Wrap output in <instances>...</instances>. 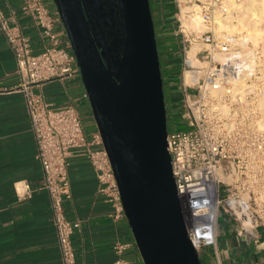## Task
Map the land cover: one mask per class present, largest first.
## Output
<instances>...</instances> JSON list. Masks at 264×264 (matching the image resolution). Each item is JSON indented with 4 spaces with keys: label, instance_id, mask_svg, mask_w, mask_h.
<instances>
[{
    "label": "built area",
    "instance_id": "built-area-1",
    "mask_svg": "<svg viewBox=\"0 0 264 264\" xmlns=\"http://www.w3.org/2000/svg\"><path fill=\"white\" fill-rule=\"evenodd\" d=\"M181 1L194 8L202 31L186 29L178 18L175 34L180 35L185 54L180 76L183 97L179 100L185 127L167 130L166 143L187 233L198 250L216 245L220 213L241 233L264 228V200L253 189L264 185V35L254 41L241 26L229 33L217 30L219 24H234V14L241 8L235 6L242 0H176L179 13ZM21 10L32 18L43 47L33 53L30 40L0 5V31L14 53L19 77V86L12 91L21 93L25 102L42 169V187L50 199L61 264H75L74 227L65 212V201L71 197L69 159L86 157L96 174L97 193L113 205L115 216L124 211L98 130L87 136L73 105H56L36 91L46 82L81 78L58 12L52 14L45 0H22ZM56 21L61 23V30L54 28ZM186 44L188 49L198 45V65L188 62ZM187 74L189 82L185 81ZM83 97L88 99L86 92ZM28 192L24 183L23 194ZM208 210L215 214L214 236L195 242L194 229L201 221L194 215ZM128 247V243L114 246L113 264H131L124 257Z\"/></svg>",
    "mask_w": 264,
    "mask_h": 264
},
{
    "label": "water",
    "instance_id": "water-1",
    "mask_svg": "<svg viewBox=\"0 0 264 264\" xmlns=\"http://www.w3.org/2000/svg\"><path fill=\"white\" fill-rule=\"evenodd\" d=\"M52 2L143 264H202L172 176L149 0Z\"/></svg>",
    "mask_w": 264,
    "mask_h": 264
},
{
    "label": "crops",
    "instance_id": "crops-1",
    "mask_svg": "<svg viewBox=\"0 0 264 264\" xmlns=\"http://www.w3.org/2000/svg\"><path fill=\"white\" fill-rule=\"evenodd\" d=\"M45 3L56 15L52 0ZM0 5L30 40L32 52L41 51L39 31L32 18L22 13V0H0ZM54 28L61 30V23L56 21ZM16 70L14 53L0 31V264H61L25 102L21 93L12 91L19 86ZM36 91L56 105H73L87 136L97 131L79 76L46 82ZM68 175L71 197L65 201V212L74 227L75 264H113L117 243L129 244L124 257L131 264H143L125 215L115 216L113 205L97 193L96 174L88 159L72 156ZM24 183L29 186L27 195ZM224 220L204 264H264V228L241 233L234 222Z\"/></svg>",
    "mask_w": 264,
    "mask_h": 264
},
{
    "label": "rangeland",
    "instance_id": "rangeland-1",
    "mask_svg": "<svg viewBox=\"0 0 264 264\" xmlns=\"http://www.w3.org/2000/svg\"><path fill=\"white\" fill-rule=\"evenodd\" d=\"M242 2L246 3V0H242ZM258 2L259 3H262V2L264 3V0H259ZM163 3H164V7H165L163 17L159 16L157 11H155V13H154V18L156 19V22H157V28H156L157 38H158V40L160 42H162V40H161L162 37H166V38L168 37L170 39L171 38H177L176 39V44H177V48H178L177 54H178V57H180V60H179V64L175 65L174 67L178 70L176 76H177V82H178L179 88H180V76H181V72H182V69H183V60H184L185 54L183 52L182 42L180 41V35H176L175 34V32L177 30V25L179 24L178 18L181 19L182 22L184 20L183 26H185L187 29L201 30L202 27L198 28V29H194L193 27H191L190 26V20L187 17L188 13H183L182 12L183 10L187 9V8H182V7L190 5L189 3H183V1H181V8L183 10H181L180 13H179V10L177 8L176 0H163ZM245 7L246 6H242L241 8H237L234 16H236V18L244 16L245 14L240 12V11L243 8H245ZM236 18H235V22H236ZM262 18L264 19V17H262ZM262 18L259 19L260 22L258 24L259 25L258 27H260V29L258 27L256 29H254V27L251 26V24L249 25L247 21H244V24L242 23L241 27L244 25L243 29L245 28L246 31H250V30L258 31L259 34H260L258 37L261 38L264 35V22H263ZM243 19L244 18H242L241 20H243ZM261 20H262V22H261ZM164 21H170V23L167 26H165V25L162 24V22H164ZM235 22H234V25L237 23L236 25L238 26L239 22H236V23ZM158 23H159V25H158ZM245 24H246V26H245ZM261 25H262L263 28L261 27ZM247 28H248V30H247ZM255 40H260V39L255 37ZM186 46H187V49H188V44H186ZM193 46L196 47V49H197L198 45L196 46V44H192L191 47H193ZM191 47H190V49H191ZM164 66H165V62H163V67ZM182 97H183V93H182V91L180 89V92L178 93L176 98L180 100ZM170 110H172V111L167 112V115H166L167 130L169 131V130L173 129L174 127L177 128V129L184 128L185 126L182 124L181 113H180L181 112L180 111V103L179 102H175V105L170 107ZM262 173L264 174V172H262ZM253 189L256 190V193L260 197V199L264 200V185L257 186L256 188H253ZM224 218H226V217L222 213H220L219 216H218V225H219L220 229H221L222 225H224V221L226 220V219L224 220ZM210 249H211L210 246H203L200 249H198L197 251H198L199 256H200L204 252H207V251L209 252Z\"/></svg>",
    "mask_w": 264,
    "mask_h": 264
},
{
    "label": "bare ground",
    "instance_id": "bare-ground-1",
    "mask_svg": "<svg viewBox=\"0 0 264 264\" xmlns=\"http://www.w3.org/2000/svg\"><path fill=\"white\" fill-rule=\"evenodd\" d=\"M258 1L257 0H246V3H241V4L235 6V7L246 6L245 8H243L240 11V12L245 14L244 16H242V17L238 16L239 18L234 17V18H236V22H239L238 24L240 26L242 25V23L244 24V21H247L249 25L251 24V26H253L254 29H256L259 26L258 25L259 22H260L259 19L264 17L263 16L264 15V3L263 2L259 3ZM233 3H234V1H233ZM182 8H187V9L183 10ZM182 8H181V10H183L182 11L183 13H188L187 17L190 20V26L193 27L194 29L201 28V23H200L199 16L197 15L196 12H194V8L192 6H185V7H182ZM242 18H244L245 20L244 19L241 20ZM183 22H184V20H183ZM261 22H262V20H261ZM236 24L234 25L233 23H230V24H228V26L225 25V24H219V26L217 27V30L220 31L222 29H225L229 33V31L231 32L232 30L238 28L239 25L237 26ZM246 24H245V26H246ZM243 26L241 28H243ZM261 27H262V25H261ZM248 28H247V30H248ZM258 28L260 29V27H258ZM196 31H202V28H201V30H196ZM247 35H248L249 39H254V41H258V40H255V37L259 38L258 36L260 34H259L258 31L250 30V31H247ZM197 49H198V46H197ZM197 49H196V47L193 46V47H191V49H189L187 51L188 62L191 65H198L199 64L198 60L195 57V53H196ZM189 79H190V77L187 74L186 77H185V81L189 82ZM263 126H264V123H263ZM194 217L201 221L200 224H197L195 226V229H194V241L196 242L197 239H199L201 237H204V238L213 237L214 233H213L212 226L214 225V221H215L214 211L213 210H208V211H204V212H198V213H195Z\"/></svg>",
    "mask_w": 264,
    "mask_h": 264
},
{
    "label": "trees",
    "instance_id": "trees-1",
    "mask_svg": "<svg viewBox=\"0 0 264 264\" xmlns=\"http://www.w3.org/2000/svg\"><path fill=\"white\" fill-rule=\"evenodd\" d=\"M150 10L154 25L155 31V38H156V45L158 50L159 56V63H160V71L161 77L163 81V93H164V102H165V109L166 115L167 112H170V107L175 105V102H179L176 98L178 93L180 92L179 84L177 82V69L174 67L175 65L179 64L180 57H178V48L176 44L177 38H166L162 37V42H160L157 38V22L154 18L155 11L158 12L159 16L163 17L164 15V3L163 0H149ZM170 21L162 22L163 25L167 26ZM161 24V25H162ZM159 25V23H158ZM163 62H165V66L163 67ZM211 253V250L209 251ZM208 251L202 253L200 255L201 263L204 264L205 261L209 258L210 253Z\"/></svg>",
    "mask_w": 264,
    "mask_h": 264
}]
</instances>
